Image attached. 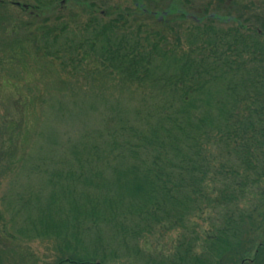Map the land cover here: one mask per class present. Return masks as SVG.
Wrapping results in <instances>:
<instances>
[{
	"label": "trees",
	"instance_id": "1",
	"mask_svg": "<svg viewBox=\"0 0 264 264\" xmlns=\"http://www.w3.org/2000/svg\"><path fill=\"white\" fill-rule=\"evenodd\" d=\"M71 1L86 7L84 23L71 28L62 20H44L37 34L26 23L13 58L32 44L36 55L51 57L62 70L81 78H117L119 85L147 94L126 113L109 109L111 126L87 133L71 148L73 163L48 181L55 192L47 207L35 206L28 230L75 242L93 233L90 252L60 264L112 261L119 240L126 256L143 264H225L228 258L232 264H263L264 240L248 248L245 232L254 225L253 215L238 205L252 189L264 205V15L232 13L234 0H215V7L226 10L221 15L207 6L198 15L174 8L188 5L185 0H133V10L108 20L96 14L93 0L12 5L35 19ZM163 2V11L145 7ZM172 14L177 19H168ZM145 15L162 29H147L140 20ZM178 19L188 27L180 31ZM208 182L217 184L212 193ZM74 188L77 195L66 197ZM56 192L68 206L64 218L55 207ZM209 206L224 213L201 238L187 222ZM158 229L182 232L173 253L143 255L139 241Z\"/></svg>",
	"mask_w": 264,
	"mask_h": 264
},
{
	"label": "rangeland",
	"instance_id": "2",
	"mask_svg": "<svg viewBox=\"0 0 264 264\" xmlns=\"http://www.w3.org/2000/svg\"><path fill=\"white\" fill-rule=\"evenodd\" d=\"M4 1L5 5L0 6V264L79 261L85 251L92 250L93 233L82 234L81 242L62 237L36 236L28 230L35 210L49 205L50 194L55 190L48 181L66 172L69 164L73 163L71 148L80 146L87 133L111 126L115 117L109 109L116 108L126 113V110L138 106L142 95L147 92L136 87L121 86L117 78H111L113 81L108 77L100 79L98 75L81 78L75 72L69 73L62 70L51 57L36 55L32 44H25L27 51L19 50L17 54L20 55L13 58L15 43L25 35L26 25L29 32L37 34V28L44 20H62L72 28L84 23L88 15L84 4L71 1L61 8L43 11L35 19H30L12 4L33 5L34 0ZM185 1L188 5L183 1L174 4V8L181 7L192 15L200 14L206 6L210 13L221 15L226 11L222 7H215V0ZM92 3L96 14H103L106 20L117 17L126 9L133 10V0H93ZM145 7L150 12L163 11L167 9V3H149ZM231 11H239L243 16L250 17L264 15V1L234 0ZM177 17L172 14L168 19L175 20ZM140 20L147 25V29H162V25L149 15ZM174 24L182 27L180 31L188 27L180 19ZM217 25L227 26L219 22ZM261 186L264 188V183ZM206 188L212 193L217 189V184L208 182ZM250 191L238 205L240 212L253 215L249 223L254 225L247 226L245 232L248 248L255 241L264 240V205L258 202L255 191L252 189L253 193L249 194ZM78 192L74 188L66 193V197L76 196ZM59 194L56 192L58 201L55 207L61 211L59 218H64L68 206ZM223 213V207L209 206L201 214L188 219V229L204 238L213 227L218 226ZM181 233L180 230L166 232L158 229L153 235L142 238L138 248L143 255L169 256ZM200 251L198 247L196 252ZM112 252L116 257L102 264H143L140 258L136 260L126 256V246L120 240L114 242ZM252 252L247 253L249 258L253 256ZM232 263L233 260L228 258L225 264Z\"/></svg>",
	"mask_w": 264,
	"mask_h": 264
}]
</instances>
